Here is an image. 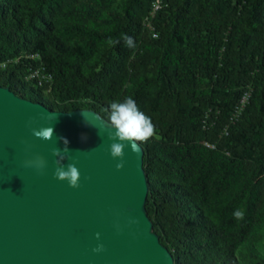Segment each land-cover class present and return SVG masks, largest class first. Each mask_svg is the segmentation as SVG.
<instances>
[{
  "label": "trees",
  "instance_id": "16d2710c",
  "mask_svg": "<svg viewBox=\"0 0 264 264\" xmlns=\"http://www.w3.org/2000/svg\"><path fill=\"white\" fill-rule=\"evenodd\" d=\"M151 1L0 0V85L104 118L131 96L157 129L144 206L173 264H264V0H161L156 37ZM37 66L47 91L24 78Z\"/></svg>",
  "mask_w": 264,
  "mask_h": 264
},
{
  "label": "water",
  "instance_id": "95a60500",
  "mask_svg": "<svg viewBox=\"0 0 264 264\" xmlns=\"http://www.w3.org/2000/svg\"><path fill=\"white\" fill-rule=\"evenodd\" d=\"M96 115L50 110L0 85V264H173L145 210L142 147H125L117 170ZM42 126L54 127L51 140L33 136ZM58 137L80 170L78 188L53 177L51 149L64 147ZM36 155L47 161L43 172L25 165ZM97 243L103 252L92 251Z\"/></svg>",
  "mask_w": 264,
  "mask_h": 264
},
{
  "label": "clouds",
  "instance_id": "9594fccd",
  "mask_svg": "<svg viewBox=\"0 0 264 264\" xmlns=\"http://www.w3.org/2000/svg\"><path fill=\"white\" fill-rule=\"evenodd\" d=\"M124 43L129 48H135L136 44L132 37L123 36ZM110 44L119 43L109 39ZM84 112V111H83ZM82 112V116H83ZM107 118L96 115L97 119H102L106 122L107 138L109 143V154L112 158L117 159L115 168L120 170L124 167L125 147H129L133 153L139 154L140 145L147 142L150 138L157 137V129L153 124L151 118L140 110L136 101L131 97H125L123 100L113 101L108 105L106 109ZM84 119V117H83ZM94 127L91 124H86ZM101 128L105 127V124H101ZM31 132L33 136L43 140H51L54 135L53 126H42L40 128H32ZM99 134V133H98ZM86 139L85 136L81 137ZM63 142L64 147H53L51 149L52 156L56 157L53 161L54 170L53 177L60 181H66L69 187H80V170L76 166V161L70 155V150L67 147L68 140L64 137H58ZM68 160L67 164L63 162ZM25 165L35 168L38 172H43L47 166L46 159L41 155H36L32 159L25 161ZM233 216L237 220H242L245 216V212L242 209H236L233 211ZM130 223H138V220L132 219ZM97 240L100 238V233H94ZM105 250L103 243H97L92 249L94 253H100Z\"/></svg>",
  "mask_w": 264,
  "mask_h": 264
},
{
  "label": "built area",
  "instance_id": "2783aa9c",
  "mask_svg": "<svg viewBox=\"0 0 264 264\" xmlns=\"http://www.w3.org/2000/svg\"><path fill=\"white\" fill-rule=\"evenodd\" d=\"M160 7H161V0H152L150 4V8L147 12L148 16L146 15L143 19V22L141 23L142 26L151 33L152 37H156L157 33L154 31L153 25H151L152 24L151 20ZM4 63L5 62H2L1 66H3ZM24 78L25 80H32L33 82H35L37 86L44 87L46 91L48 90L49 83L51 81V75L49 73H46L43 67L41 66L28 69ZM249 95L250 93L248 90H244L241 93L238 102L236 103V105L234 106L231 112L230 120L237 118V116L244 108L245 104L248 102ZM204 143L206 146H210V147L212 146L211 144H208L206 142Z\"/></svg>",
  "mask_w": 264,
  "mask_h": 264
},
{
  "label": "rangeland",
  "instance_id": "374dc122",
  "mask_svg": "<svg viewBox=\"0 0 264 264\" xmlns=\"http://www.w3.org/2000/svg\"><path fill=\"white\" fill-rule=\"evenodd\" d=\"M146 15H147V13L142 17V19H141V23L143 22V19H144V17H145ZM147 16H148V15H147ZM152 19H153V18H152ZM151 22H152V20H151ZM141 25H142V24H141ZM151 25H153V24H151ZM244 90H248L249 93H250V91H251V87H250L249 85H247V86L245 87ZM240 113H241V112H240ZM239 115H240V114H239ZM239 115H238V116H239ZM238 116H237V117H238ZM222 133L225 134L224 131H223V132L221 131V134H222Z\"/></svg>",
  "mask_w": 264,
  "mask_h": 264
}]
</instances>
